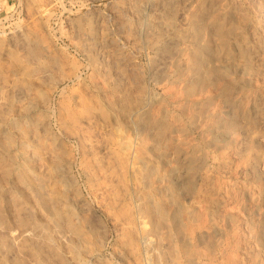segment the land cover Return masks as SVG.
Returning <instances> with one entry per match:
<instances>
[{
	"label": "rangeland",
	"instance_id": "1",
	"mask_svg": "<svg viewBox=\"0 0 264 264\" xmlns=\"http://www.w3.org/2000/svg\"><path fill=\"white\" fill-rule=\"evenodd\" d=\"M170 1L0 0V264H264V0Z\"/></svg>",
	"mask_w": 264,
	"mask_h": 264
},
{
	"label": "bare ground",
	"instance_id": "2",
	"mask_svg": "<svg viewBox=\"0 0 264 264\" xmlns=\"http://www.w3.org/2000/svg\"><path fill=\"white\" fill-rule=\"evenodd\" d=\"M167 1V0H166ZM170 1V0H169ZM172 1V0H171ZM171 1H170V3H171ZM101 39V38H100ZM100 39H99V41H100ZM102 40V39H101ZM103 41V40H102ZM107 42V41H106ZM98 43V42H97ZM104 43H105V41H104ZM100 44H101V41H100ZM100 44H98V45H100ZM103 44V43H102ZM95 45V44H94ZM101 46V45H100Z\"/></svg>",
	"mask_w": 264,
	"mask_h": 264
}]
</instances>
